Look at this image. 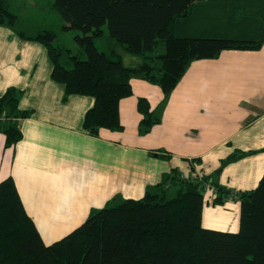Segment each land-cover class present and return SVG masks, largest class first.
<instances>
[{"label": "crops", "instance_id": "0c3cea01", "mask_svg": "<svg viewBox=\"0 0 264 264\" xmlns=\"http://www.w3.org/2000/svg\"><path fill=\"white\" fill-rule=\"evenodd\" d=\"M3 1L14 12L16 0ZM18 32L23 31L0 26V97L10 88L23 91L20 109L32 115L20 122L24 137L14 148H5L0 132V182L14 179L46 244L71 234L93 210L116 199H140L177 172L192 179L211 177L204 228L240 230V201L228 197L215 205L214 184L234 195L255 190L264 176V44L259 50H227L218 59L193 62L166 101L159 86L132 78L133 95L119 106L123 131L103 129L95 137L84 129L94 99L72 95L64 102L66 88L52 79L46 47L23 40ZM174 33L261 42L264 0L196 3L189 18L175 22ZM122 57L126 66L139 63ZM140 99L161 119L146 136L139 134ZM234 151L257 153L215 175Z\"/></svg>", "mask_w": 264, "mask_h": 264}, {"label": "trees", "instance_id": "16d2710c", "mask_svg": "<svg viewBox=\"0 0 264 264\" xmlns=\"http://www.w3.org/2000/svg\"><path fill=\"white\" fill-rule=\"evenodd\" d=\"M202 1L54 0L68 24L65 29L83 34L75 38L77 54L56 47L53 31L18 35L46 47L53 64L52 79L66 88L64 102L72 95L94 99L84 129L97 137L103 129L123 131L119 106L133 95L132 78L159 86L166 101L193 62L218 59L227 50L262 48L264 40L176 37L175 22L189 18L194 5ZM18 18L0 0V26L17 29ZM105 29L109 41L138 59V64L126 66L114 49L110 54L99 50L96 40L105 37ZM24 94L10 88L0 97V132L6 149L23 140L20 122L32 115L20 109ZM138 111L143 116L139 134L149 135L161 119L146 99L139 100ZM256 153L234 151L215 175ZM210 179L167 174L142 198L116 199L93 210L84 224L48 245L27 213L14 179L7 178L0 182V264H264V176L255 190L234 195L214 184L215 205L225 204L228 197L240 201L237 233L203 227ZM172 188L174 196L170 195Z\"/></svg>", "mask_w": 264, "mask_h": 264}, {"label": "rangeland", "instance_id": "374dc122", "mask_svg": "<svg viewBox=\"0 0 264 264\" xmlns=\"http://www.w3.org/2000/svg\"><path fill=\"white\" fill-rule=\"evenodd\" d=\"M16 1L13 2L12 7L15 14L19 17L16 23L17 30H21L26 34L34 35L46 30L53 31L57 35V40L54 43L56 47H65L77 54L79 48L75 38L77 36H83V34L78 31L65 29L68 24L55 7L54 0ZM96 44L99 50H104L109 54L113 49L121 55L124 54L118 46H115L113 42L109 41L106 29L105 37L97 39ZM174 193L175 191H172L170 195L174 196Z\"/></svg>", "mask_w": 264, "mask_h": 264}]
</instances>
